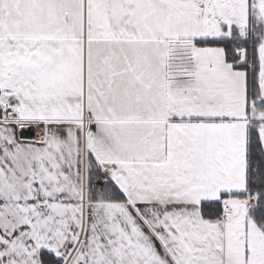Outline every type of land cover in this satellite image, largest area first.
Returning a JSON list of instances; mask_svg holds the SVG:
<instances>
[{
    "label": "snow or ice",
    "instance_id": "6c2138e0",
    "mask_svg": "<svg viewBox=\"0 0 264 264\" xmlns=\"http://www.w3.org/2000/svg\"><path fill=\"white\" fill-rule=\"evenodd\" d=\"M0 264H264V0H0Z\"/></svg>",
    "mask_w": 264,
    "mask_h": 264
}]
</instances>
